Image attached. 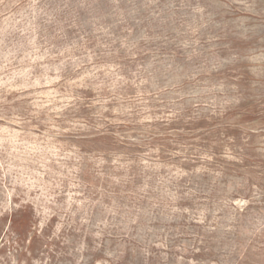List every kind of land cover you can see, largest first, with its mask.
Instances as JSON below:
<instances>
[{
    "label": "rangeland",
    "instance_id": "374dc122",
    "mask_svg": "<svg viewBox=\"0 0 264 264\" xmlns=\"http://www.w3.org/2000/svg\"><path fill=\"white\" fill-rule=\"evenodd\" d=\"M0 264H264V0H0Z\"/></svg>",
    "mask_w": 264,
    "mask_h": 264
}]
</instances>
